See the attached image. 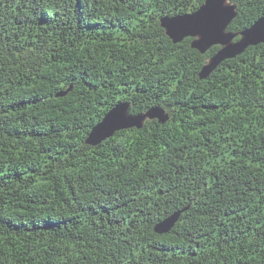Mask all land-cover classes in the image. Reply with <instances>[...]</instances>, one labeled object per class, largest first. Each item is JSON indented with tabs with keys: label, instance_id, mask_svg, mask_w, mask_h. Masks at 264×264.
Masks as SVG:
<instances>
[{
	"label": "trees",
	"instance_id": "16d2710c",
	"mask_svg": "<svg viewBox=\"0 0 264 264\" xmlns=\"http://www.w3.org/2000/svg\"><path fill=\"white\" fill-rule=\"evenodd\" d=\"M205 1L0 0V264H264V43L201 78ZM117 102L169 119L89 144Z\"/></svg>",
	"mask_w": 264,
	"mask_h": 264
},
{
	"label": "water",
	"instance_id": "95a60500",
	"mask_svg": "<svg viewBox=\"0 0 264 264\" xmlns=\"http://www.w3.org/2000/svg\"><path fill=\"white\" fill-rule=\"evenodd\" d=\"M207 0L204 2V4ZM201 7L190 14H182L173 17L162 18V26L166 29L167 34L173 39L175 43L182 42L186 37H193L192 46L205 54L211 47L220 45L221 48L210 58L209 62L203 67L201 71V78H207L221 62L226 59L234 58L242 54L249 46L259 45L264 43V33L257 31L255 38L249 39L247 33L259 22L264 19L261 16L249 28L242 30L240 33H233L228 30L231 22L238 16L237 6L232 4L229 0H221L220 7L222 9L219 21L209 28L203 23L193 22L190 28H182L179 30L169 31L167 22L178 19L180 17H195L200 11ZM212 33H215L214 35ZM242 35L240 40L235 41L237 35ZM119 109L121 112L127 114V119L114 120L110 114ZM158 119L160 122L165 123L169 119V115L161 107H153L146 113L132 114L130 112V103L117 102L115 106L105 115L103 120L99 122L89 134L87 142L92 145L101 144L107 138L112 137L116 131L129 129V128H142L147 119ZM179 214L175 213L165 219L163 222L156 226V231L159 233L168 232L175 224Z\"/></svg>",
	"mask_w": 264,
	"mask_h": 264
},
{
	"label": "snow or ice",
	"instance_id": "6c2138e0",
	"mask_svg": "<svg viewBox=\"0 0 264 264\" xmlns=\"http://www.w3.org/2000/svg\"><path fill=\"white\" fill-rule=\"evenodd\" d=\"M221 0H207L204 6L200 9L195 17H180L167 22V27L169 31L179 30L182 28H190L191 24L195 21L198 23H203L209 28L214 26L218 21L221 14ZM257 31L264 33V19H260L259 22L247 33L249 39L255 38ZM213 35L215 33H212ZM111 118L114 120L127 119V114L121 112L119 109L114 110L110 114Z\"/></svg>",
	"mask_w": 264,
	"mask_h": 264
}]
</instances>
